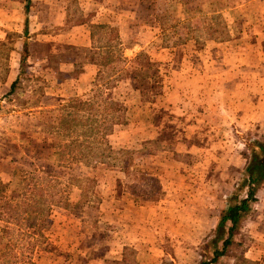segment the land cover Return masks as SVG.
Returning a JSON list of instances; mask_svg holds the SVG:
<instances>
[{
  "label": "rangeland",
  "instance_id": "1",
  "mask_svg": "<svg viewBox=\"0 0 264 264\" xmlns=\"http://www.w3.org/2000/svg\"><path fill=\"white\" fill-rule=\"evenodd\" d=\"M63 10L0 41V264L210 258L206 230L264 140V0ZM260 184L225 264L264 250Z\"/></svg>",
  "mask_w": 264,
  "mask_h": 264
},
{
  "label": "crops",
  "instance_id": "2",
  "mask_svg": "<svg viewBox=\"0 0 264 264\" xmlns=\"http://www.w3.org/2000/svg\"><path fill=\"white\" fill-rule=\"evenodd\" d=\"M70 1L71 0H0V41H3L5 39L9 40L10 38H12V40H16L17 38L21 40H25L26 36L30 35L32 32V30H30V26L32 25L35 26L33 31L39 30L41 32H42V28L46 29L49 25H54V24L57 26L64 25L66 21L64 19L63 9L66 8L67 4H70ZM29 6L32 9L31 12L28 11ZM50 9H53V11L50 12ZM38 24L40 26H38ZM72 29L73 26L71 30ZM40 36L44 37L46 35H40ZM21 69L23 68H20L19 71ZM19 71L16 72L14 77H12L11 79L9 78L11 82L9 87L10 89L12 83L17 78ZM214 227H212L210 230H206L207 233L208 234L211 233ZM243 245L245 246V243ZM199 248H201V244ZM259 248H261L259 244L252 245L248 249H245L244 247L243 251L246 253L247 250V253L246 256L242 255L240 259L245 262L264 264V262L261 261L264 260L262 256V254H264V250H261ZM236 259L237 258H235V260ZM225 263L226 262L223 261L222 258V262L220 264H225Z\"/></svg>",
  "mask_w": 264,
  "mask_h": 264
},
{
  "label": "trees",
  "instance_id": "3",
  "mask_svg": "<svg viewBox=\"0 0 264 264\" xmlns=\"http://www.w3.org/2000/svg\"><path fill=\"white\" fill-rule=\"evenodd\" d=\"M21 74H23L22 70L19 71L17 78L12 83L11 90L15 88ZM258 148L259 152L251 155L245 167L246 175L239 181L240 188L238 187L239 189L234 192L244 191L243 195L234 194L231 196L230 201L233 202L231 205H228V200L226 201L225 211L220 213L211 234V243L206 247L208 253L212 249V255L210 258H204L199 264H220L222 258L224 261L226 249L230 244L236 242L241 244L237 237L239 220L247 211H250L251 203L256 199L257 185L264 180V140L258 144Z\"/></svg>",
  "mask_w": 264,
  "mask_h": 264
}]
</instances>
